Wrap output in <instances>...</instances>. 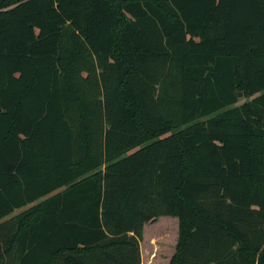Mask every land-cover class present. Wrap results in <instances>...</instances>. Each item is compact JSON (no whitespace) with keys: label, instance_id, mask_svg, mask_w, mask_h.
<instances>
[{"label":"trees","instance_id":"1","mask_svg":"<svg viewBox=\"0 0 264 264\" xmlns=\"http://www.w3.org/2000/svg\"><path fill=\"white\" fill-rule=\"evenodd\" d=\"M160 215L264 264V0H0V264H140Z\"/></svg>","mask_w":264,"mask_h":264},{"label":"rangeland","instance_id":"2","mask_svg":"<svg viewBox=\"0 0 264 264\" xmlns=\"http://www.w3.org/2000/svg\"><path fill=\"white\" fill-rule=\"evenodd\" d=\"M243 99V96H239ZM178 235L176 216L160 215L156 220L143 224L139 240L140 264H168L174 252Z\"/></svg>","mask_w":264,"mask_h":264},{"label":"crops","instance_id":"3","mask_svg":"<svg viewBox=\"0 0 264 264\" xmlns=\"http://www.w3.org/2000/svg\"><path fill=\"white\" fill-rule=\"evenodd\" d=\"M28 204H26V205H24V206H22V207H20V208H16V209H14L13 211H12V213H15V212H17L19 209H22V208H25L26 206H27ZM7 216H4V217H2L0 220H2V219H4V218H6ZM178 220V219H177ZM146 223V222H145ZM140 245V244H139ZM175 246H176V244H175ZM139 249H140V246H139ZM174 251H175V248H174ZM173 254V253H172ZM171 257V256H170ZM170 259V258H169ZM168 262H169V260H168ZM140 263H141V256H140Z\"/></svg>","mask_w":264,"mask_h":264},{"label":"water","instance_id":"4","mask_svg":"<svg viewBox=\"0 0 264 264\" xmlns=\"http://www.w3.org/2000/svg\"><path fill=\"white\" fill-rule=\"evenodd\" d=\"M239 95H241V92H239Z\"/></svg>","mask_w":264,"mask_h":264}]
</instances>
